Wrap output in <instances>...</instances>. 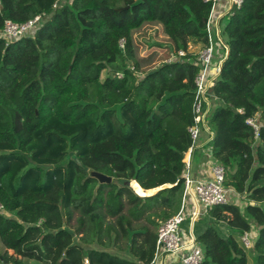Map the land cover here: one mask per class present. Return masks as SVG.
Listing matches in <instances>:
<instances>
[{"label": "trees", "instance_id": "trees-1", "mask_svg": "<svg viewBox=\"0 0 264 264\" xmlns=\"http://www.w3.org/2000/svg\"><path fill=\"white\" fill-rule=\"evenodd\" d=\"M212 4L0 0V30L6 20L45 18L26 36H0L4 262L152 263L158 228L182 202L202 69L190 45H209ZM221 35L225 54L200 134L225 167L224 186L245 204L215 205L182 227L203 250L199 264H248L249 249L264 264V0L224 15ZM89 126L94 133L83 135ZM128 181L163 188L141 196ZM253 227L246 247L241 237Z\"/></svg>", "mask_w": 264, "mask_h": 264}, {"label": "built area", "instance_id": "built-area-1", "mask_svg": "<svg viewBox=\"0 0 264 264\" xmlns=\"http://www.w3.org/2000/svg\"><path fill=\"white\" fill-rule=\"evenodd\" d=\"M242 3L243 0H213L211 12L206 23L209 45L203 47L198 55L202 69L196 78L197 92L194 101L195 118L194 124L189 127L193 139V146L190 148V152L196 146L201 125H203L205 117L204 104L207 102V95L210 94L208 91L212 87L211 80H216L221 71L223 57L216 62L215 55L217 44L226 47L221 35L222 17L231 12L235 7H241ZM220 5L224 9L221 13L217 14ZM57 6L58 2L54 3L53 7L56 8ZM44 19V14H39L23 23L6 20L3 29L0 30V36L9 39L26 36L38 28ZM179 54L183 55L184 52L180 51ZM247 122L255 130H258V124L255 119L250 118ZM184 161L187 164L188 171L181 206L177 213L160 224L157 232L155 256L151 264H157L162 256L177 255H181L182 264H199L203 259V250L192 229L188 233L189 239L187 238L183 231V223L189 217L191 225H193L211 207L230 202V190L224 186L226 170L222 164L216 163L213 166L212 179L194 180L189 175L190 161L187 159ZM191 194L196 201L192 207H190L188 199ZM189 208L191 211L188 213ZM241 239L246 247L252 246L253 237L249 231H246Z\"/></svg>", "mask_w": 264, "mask_h": 264}, {"label": "crops", "instance_id": "crops-1", "mask_svg": "<svg viewBox=\"0 0 264 264\" xmlns=\"http://www.w3.org/2000/svg\"><path fill=\"white\" fill-rule=\"evenodd\" d=\"M223 9L224 7L220 5L218 7L217 14L221 13ZM224 50H225L224 46H222L221 44H217L216 55H215L216 62L219 61L224 56L225 54ZM214 81L215 80H213V83ZM208 142H209L208 134L205 131H202L197 140L196 147H198V149L196 150L194 155H192V151L191 152L189 151L187 153V160L190 161L189 175L194 180H208V179H212L213 177L212 168L216 164V162L211 156L210 149L208 148ZM229 196H230L229 197L230 201L232 202L234 201L235 203H238L240 205L245 204V202L235 191L230 190ZM188 199H189L190 207L195 205L196 201L192 194L189 196ZM157 264H182L181 255L162 256Z\"/></svg>", "mask_w": 264, "mask_h": 264}, {"label": "rangeland", "instance_id": "rangeland-1", "mask_svg": "<svg viewBox=\"0 0 264 264\" xmlns=\"http://www.w3.org/2000/svg\"><path fill=\"white\" fill-rule=\"evenodd\" d=\"M42 2H43V4L45 5V6H47V7H50V6H52V5H54V3H56V2H58V4H59V0H41ZM61 3V2H60ZM190 49L192 50V51H195V52H200V50H201V48H200V46L199 45H190ZM106 75V72H103V77ZM211 84H212V87H213V80H211ZM212 87L209 89V91H208V93H211V89H212ZM209 103H207V104H210V102L211 101H208ZM82 130V133H83V135H85L86 133H94V131H93V127L91 126H89V127H87V128H83V129H81ZM78 145H81V143H78ZM65 146L64 145H59V147H57L56 149H57V151L59 152V153H62L63 152V150L65 149L64 148ZM185 159H187V153H186V155H185V158H184V160ZM133 189V188H132ZM134 190V189H133ZM137 192V191H136ZM138 193V192H137ZM150 193H153V192H151L150 191ZM234 202V201H233ZM191 211V209L189 208L188 209V213ZM78 217V213H76L75 214V216H74V222L76 221V218ZM187 219H189V217L187 218ZM185 226V225H184ZM189 230L190 232H191V229L192 228H187V227H184V229H183V231H184V233L186 234V236H187V238L189 239V237H188V233H187V230ZM256 232V230H255V227H253L252 228V231L250 232L251 234H256L255 233ZM113 251H116V252H118L117 250H113ZM6 252V248L4 247V245L2 244V242L0 241V264H10V263H7V262H4L2 259H1V256L4 254ZM9 252V254H12V255H14V256H16L15 254H14V251L13 250H9L8 251ZM248 256H249V261H248V264H254V252H253V250L252 249H249V253H248ZM24 264H45L44 262H40V261H37V260H31V259H25L24 260Z\"/></svg>", "mask_w": 264, "mask_h": 264}, {"label": "bare ground", "instance_id": "bare-ground-1", "mask_svg": "<svg viewBox=\"0 0 264 264\" xmlns=\"http://www.w3.org/2000/svg\"><path fill=\"white\" fill-rule=\"evenodd\" d=\"M131 187L135 190V191H137L140 195H147V194H153V193H155L158 189H153V190H151V189H142L140 186H139V184L136 182V181H132V183H131ZM150 191L151 192H153V193H150Z\"/></svg>", "mask_w": 264, "mask_h": 264}, {"label": "water", "instance_id": "water-1", "mask_svg": "<svg viewBox=\"0 0 264 264\" xmlns=\"http://www.w3.org/2000/svg\"><path fill=\"white\" fill-rule=\"evenodd\" d=\"M108 180L110 181L111 179H108ZM131 183H132V181H128V182H127V184L130 185V187L132 186ZM158 188H159V189H158L155 193H157V192H158L159 190H161L163 187H158ZM152 189H153V188H152ZM155 193H153V194H151V195H154ZM141 196H143V195H141ZM144 196H150V195H144Z\"/></svg>", "mask_w": 264, "mask_h": 264}]
</instances>
